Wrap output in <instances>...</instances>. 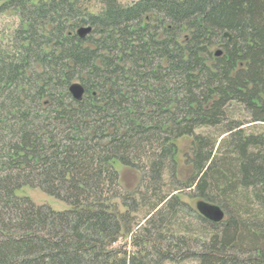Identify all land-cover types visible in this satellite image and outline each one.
<instances>
[{"label":"trees","instance_id":"trees-1","mask_svg":"<svg viewBox=\"0 0 264 264\" xmlns=\"http://www.w3.org/2000/svg\"><path fill=\"white\" fill-rule=\"evenodd\" d=\"M7 13L0 264H264V0H0Z\"/></svg>","mask_w":264,"mask_h":264},{"label":"rangeland","instance_id":"rangeland-1","mask_svg":"<svg viewBox=\"0 0 264 264\" xmlns=\"http://www.w3.org/2000/svg\"><path fill=\"white\" fill-rule=\"evenodd\" d=\"M134 0H124V4L129 5L132 4ZM20 21L16 14L14 13H7L3 15L0 18V46L6 47L10 43L11 36L13 35L14 31L19 27ZM179 145V156H178V167H177V181H179L180 185H182V182L185 183L187 179L191 175V167L187 165L186 163V155L190 150L191 147V139L190 138H183L178 142ZM119 175H120V183L121 186L128 190L130 193H134V195L139 198V195L137 194L141 183V173L137 170L127 168V167H121L119 168ZM165 181L169 182L168 177H166ZM124 191V190H123ZM126 193V192H124ZM26 196H28L37 206H43L48 205L55 211H65L68 209V206L62 202H59L46 194L42 193L40 190H26L25 192ZM182 201H184L187 205H189V208L193 210H197V200H191L186 197H181ZM222 210V209H221ZM224 213L225 211L222 210ZM263 212V213H262ZM261 212V214L264 216V210ZM144 210H140L136 216L138 217V222H142L144 220ZM229 214H231L229 212ZM226 218V213H225ZM181 220V226L176 228V232L183 235L185 233V230H183V224H189V226H195L194 222H191L188 219L183 217L180 218ZM226 220V219H225ZM128 244L129 246V239L126 240V238L121 239L118 246H123L124 244ZM131 249L128 247L127 251H130ZM182 264H197L196 262H184Z\"/></svg>","mask_w":264,"mask_h":264},{"label":"water","instance_id":"water-1","mask_svg":"<svg viewBox=\"0 0 264 264\" xmlns=\"http://www.w3.org/2000/svg\"><path fill=\"white\" fill-rule=\"evenodd\" d=\"M91 30L90 29H82L79 34L81 37L87 35ZM71 93L74 98L80 100L83 96V89L80 85L75 84L70 88ZM198 211L203 217L211 220L214 223H219L225 218L224 212L219 207H207L206 205L199 204L197 206Z\"/></svg>","mask_w":264,"mask_h":264},{"label":"bare ground","instance_id":"bare-ground-1","mask_svg":"<svg viewBox=\"0 0 264 264\" xmlns=\"http://www.w3.org/2000/svg\"><path fill=\"white\" fill-rule=\"evenodd\" d=\"M202 216H203V215H202ZM223 220H224V219H223ZM223 220H222V221H223ZM222 221H221V222H222Z\"/></svg>","mask_w":264,"mask_h":264}]
</instances>
